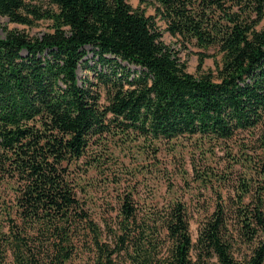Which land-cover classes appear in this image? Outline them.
I'll return each mask as SVG.
<instances>
[{"label": "trees", "instance_id": "1", "mask_svg": "<svg viewBox=\"0 0 264 264\" xmlns=\"http://www.w3.org/2000/svg\"><path fill=\"white\" fill-rule=\"evenodd\" d=\"M140 3L154 11L0 0L10 21L52 20L0 36V264H264V0ZM166 31L217 47V73L190 72ZM185 136L199 147L189 200L132 185L97 218L86 175L113 167L111 144Z\"/></svg>", "mask_w": 264, "mask_h": 264}, {"label": "rangeland", "instance_id": "2", "mask_svg": "<svg viewBox=\"0 0 264 264\" xmlns=\"http://www.w3.org/2000/svg\"><path fill=\"white\" fill-rule=\"evenodd\" d=\"M27 2L33 5H42L43 8L48 6V0H27ZM129 2L135 7H147L149 13L154 11L151 5L141 4L140 0H129ZM51 23V19L44 17L33 20L32 24H22L10 21L7 16L0 15V36H4L10 29L25 31L30 35H38L49 30ZM163 38L179 50V54L182 60L186 62L187 69L190 72L195 74H200V72L217 73V64L222 61V53L217 47H198L194 44H187V47H184L168 31L164 33ZM201 54H205V58L202 68L199 70L198 63ZM89 55L92 56L93 53L90 51ZM91 62L93 63L94 59H91ZM90 72H92L91 69L82 68L80 70L82 75ZM197 140L195 136H185L172 142L164 141L158 144L155 142L144 143L140 138L138 141L111 144L116 164L113 163L115 165L112 164L111 169L97 170V168L92 167L86 175V179L94 185L89 189V193L93 197L97 218L101 221L100 210L103 207L101 206L103 200H115L116 190L130 188L132 185L138 188L136 196L142 200L145 198L149 202H157L173 196H180L189 200L191 194L196 193L198 189V182L194 180L191 163V154L199 155ZM152 145L159 146V151L155 157H153L155 153L153 151L156 147ZM200 162H202L201 159ZM116 171L123 172L126 178L132 179L116 183L113 175ZM108 172L109 174H107ZM133 172L137 174L136 177H132V174L134 176ZM204 192L208 197H212L210 190ZM198 220L197 214L191 224L194 239L198 235Z\"/></svg>", "mask_w": 264, "mask_h": 264}]
</instances>
